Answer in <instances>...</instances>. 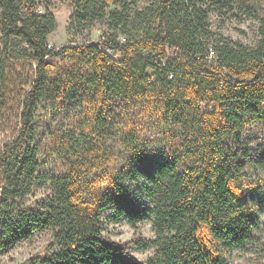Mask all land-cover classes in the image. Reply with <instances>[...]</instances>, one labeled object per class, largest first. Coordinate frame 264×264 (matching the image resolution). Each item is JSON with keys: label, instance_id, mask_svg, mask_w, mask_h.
<instances>
[{"label": "trees", "instance_id": "16d2710c", "mask_svg": "<svg viewBox=\"0 0 264 264\" xmlns=\"http://www.w3.org/2000/svg\"><path fill=\"white\" fill-rule=\"evenodd\" d=\"M140 1L70 0V29L86 39L54 47L53 11L42 12L40 0H0V129H9L0 148V252L51 232L22 264H233L232 249L257 239L264 177L247 167L264 169V159L244 133L264 121V0H252L259 8ZM236 8L258 20L255 45L213 29V13ZM96 24L106 32L89 41ZM81 98L79 126L49 127L45 143L41 106ZM151 129L159 143L146 137ZM113 131L120 151L108 142ZM42 146L49 154L58 147L65 172L40 170ZM39 189L47 194L36 197ZM108 210L107 219L135 229L152 220L157 236L111 239ZM135 247L153 255L141 260Z\"/></svg>", "mask_w": 264, "mask_h": 264}, {"label": "rangeland", "instance_id": "374dc122", "mask_svg": "<svg viewBox=\"0 0 264 264\" xmlns=\"http://www.w3.org/2000/svg\"><path fill=\"white\" fill-rule=\"evenodd\" d=\"M246 6H256L252 0H245ZM40 10L42 12L49 8L54 12L57 18V28L49 35L48 41L51 46L59 47L69 42H83L86 38L82 35H75L70 29V19L73 8L70 0H40ZM146 0H141L140 5H144ZM263 3V0H262ZM261 4L256 6L259 8ZM2 9L0 7V15ZM211 23L214 30L224 33L235 40H240L246 44L255 45L259 38V22L253 15L245 13L243 8H236L234 11L216 12L211 16ZM106 32V27L101 24H96L94 27L86 31L89 41L98 40ZM86 109V103L83 98L71 101L64 104L60 108L54 107L51 103L42 105L40 111L43 117L39 119L40 130L44 132L45 143L48 138V128L53 127L63 134L66 130L72 127H78L81 123V118ZM147 120V119H146ZM143 120V121H146ZM122 121L121 117L116 118V123ZM5 129V128H4ZM160 131L151 129L147 134V138H154L158 141L157 136ZM163 132V131H162ZM9 134V129H0V148L4 138ZM245 144L252 152L259 154L260 158L264 159V121L255 120L247 128L244 133ZM41 140V139H39ZM109 143L113 144L119 151L122 148L121 138L116 131L112 132ZM45 146L41 147L40 156L42 159L41 171L48 174H61L66 171L67 165L64 158L58 152V147L53 149V154H49ZM126 157V153L122 154L121 159ZM248 170L254 175L264 177V169L260 168L256 162L249 165ZM264 192V191H263ZM47 194V189L36 190L35 196L41 197ZM110 211L104 212L103 233L113 240L127 242L142 234L146 239H154L157 236V231L152 220H146L140 223L138 229H135L126 219L120 222H114L107 219ZM260 227L254 231L257 239L249 243L245 248L235 247L229 254V259L233 264H264V213H261ZM51 236L49 230H40L35 232L31 237L18 241L7 252H0V264H22L28 257L35 254L47 244ZM153 247H148L146 250H140L137 247L133 249V253L141 260H147L153 255Z\"/></svg>", "mask_w": 264, "mask_h": 264}, {"label": "water", "instance_id": "95a60500", "mask_svg": "<svg viewBox=\"0 0 264 264\" xmlns=\"http://www.w3.org/2000/svg\"><path fill=\"white\" fill-rule=\"evenodd\" d=\"M0 204H1V200H0Z\"/></svg>", "mask_w": 264, "mask_h": 264}]
</instances>
